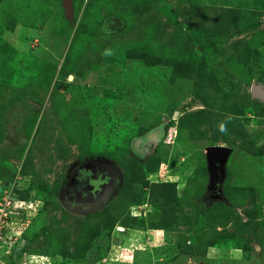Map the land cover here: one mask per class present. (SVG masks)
Here are the masks:
<instances>
[{"label": "rangeland", "instance_id": "obj_1", "mask_svg": "<svg viewBox=\"0 0 264 264\" xmlns=\"http://www.w3.org/2000/svg\"><path fill=\"white\" fill-rule=\"evenodd\" d=\"M253 84L264 0H0V264H264Z\"/></svg>", "mask_w": 264, "mask_h": 264}, {"label": "water", "instance_id": "obj_2", "mask_svg": "<svg viewBox=\"0 0 264 264\" xmlns=\"http://www.w3.org/2000/svg\"><path fill=\"white\" fill-rule=\"evenodd\" d=\"M70 1L71 0H63L66 11L70 8ZM250 96L252 99H256L264 104V90L259 85L253 84L251 86ZM229 151V148L224 147L221 144L207 148L208 172L212 183L214 182L217 186L220 184L224 176V162Z\"/></svg>", "mask_w": 264, "mask_h": 264}, {"label": "built area", "instance_id": "obj_3", "mask_svg": "<svg viewBox=\"0 0 264 264\" xmlns=\"http://www.w3.org/2000/svg\"><path fill=\"white\" fill-rule=\"evenodd\" d=\"M5 203H7V202H5ZM8 205L4 204L3 207L0 208V230L4 228L3 223L6 222L7 212H5V207Z\"/></svg>", "mask_w": 264, "mask_h": 264}]
</instances>
